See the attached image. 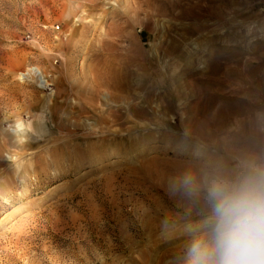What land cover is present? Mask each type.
<instances>
[{"label":"rangeland","instance_id":"374dc122","mask_svg":"<svg viewBox=\"0 0 264 264\" xmlns=\"http://www.w3.org/2000/svg\"><path fill=\"white\" fill-rule=\"evenodd\" d=\"M261 164L264 0H0V264H185Z\"/></svg>","mask_w":264,"mask_h":264},{"label":"clouds","instance_id":"9594fccd","mask_svg":"<svg viewBox=\"0 0 264 264\" xmlns=\"http://www.w3.org/2000/svg\"><path fill=\"white\" fill-rule=\"evenodd\" d=\"M181 183L189 194L203 192L208 209L192 229L185 264H264V164L235 176L186 173Z\"/></svg>","mask_w":264,"mask_h":264},{"label":"bare ground","instance_id":"6f19581e","mask_svg":"<svg viewBox=\"0 0 264 264\" xmlns=\"http://www.w3.org/2000/svg\"><path fill=\"white\" fill-rule=\"evenodd\" d=\"M262 33V32H261ZM195 44V43H194ZM187 47V46H186ZM197 47V46H196ZM191 50V49H190ZM189 50V51H190ZM187 52V51H186ZM167 63V62H166ZM187 64V63H186ZM189 64V63H188ZM187 64V65H188ZM167 65H168V63H167ZM190 65V64H189ZM191 66V65H190ZM168 67H170V65L168 66ZM174 67V66H173ZM172 67V68H173ZM175 70V69H174ZM173 70V71H174ZM177 71V70H176ZM175 72V71H174ZM173 73V72H172ZM117 102V101H116ZM119 103H120V101H118ZM129 102V101H128ZM132 102H133V100H132ZM125 103V102H124ZM127 103V102H126ZM130 103V102H129ZM116 104V103H115ZM128 104V103H127ZM140 105H142L141 103H139V102H137V104H136V106H137V108L138 107H140ZM131 106V105H130ZM135 106V105H134ZM139 110H141V109H139ZM143 110V109H142ZM141 110V112L143 113V111ZM127 112H128V110H126ZM131 112V111H130ZM129 112V113H130ZM141 112L140 113H136V114H138V115H140L141 114ZM114 114H116L115 112H114ZM147 114V113H146ZM114 116H116V117H120L121 115H119L118 113L116 114V115H114ZM132 116V115H131ZM135 116V115H134ZM126 117V116H125ZM125 119V118H124ZM116 122V121H115ZM157 122V121H156ZM42 123V122H41ZM112 122H110V124H111ZM114 123V122H113ZM119 123V122H118ZM75 124H77V123H75ZM128 125V124H127ZM145 125V124H144ZM117 129V128H116ZM128 131V130H127ZM116 132V131H115ZM29 134V135H28ZM42 134V133H41ZM16 135H18L19 136V138L21 137V141H23V142H26V143H29L30 142V137H34V138H39V135H40V133L39 132H37V131H35V130H31V131H28L27 130V132H25V130L23 129V128H21V129H19V130H17L16 129ZM117 136V135H116ZM63 147H65V146H63ZM60 148V147H59ZM58 147H54V148H51L49 151H48V153H52V152H54V151H56V150H58L59 149ZM60 151H62V150H60ZM73 151L74 152H76V149H73ZM87 152V151H86ZM66 153H67V155L68 156H71L72 154L71 153H69V152H63L62 151V153L61 154H64V156H63V158L65 157V155H66ZM75 155V154H74ZM63 164V163H62ZM63 166V165H62ZM51 167V166H50Z\"/></svg>","mask_w":264,"mask_h":264}]
</instances>
